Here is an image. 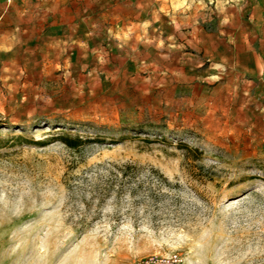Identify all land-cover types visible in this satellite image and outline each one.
<instances>
[{"label": "rangeland", "instance_id": "obj_1", "mask_svg": "<svg viewBox=\"0 0 264 264\" xmlns=\"http://www.w3.org/2000/svg\"><path fill=\"white\" fill-rule=\"evenodd\" d=\"M250 17L248 0H0V264H264Z\"/></svg>", "mask_w": 264, "mask_h": 264}, {"label": "crops", "instance_id": "obj_2", "mask_svg": "<svg viewBox=\"0 0 264 264\" xmlns=\"http://www.w3.org/2000/svg\"><path fill=\"white\" fill-rule=\"evenodd\" d=\"M251 12L250 23L256 26L250 50L255 57L264 56V0H248ZM236 3V2H234ZM254 42V46H252Z\"/></svg>", "mask_w": 264, "mask_h": 264}, {"label": "built area", "instance_id": "obj_3", "mask_svg": "<svg viewBox=\"0 0 264 264\" xmlns=\"http://www.w3.org/2000/svg\"><path fill=\"white\" fill-rule=\"evenodd\" d=\"M7 5L16 0H4ZM183 260L177 252L165 256L148 255L135 260L134 264H182Z\"/></svg>", "mask_w": 264, "mask_h": 264}, {"label": "trees", "instance_id": "obj_4", "mask_svg": "<svg viewBox=\"0 0 264 264\" xmlns=\"http://www.w3.org/2000/svg\"><path fill=\"white\" fill-rule=\"evenodd\" d=\"M126 167H129V166H126Z\"/></svg>", "mask_w": 264, "mask_h": 264}]
</instances>
